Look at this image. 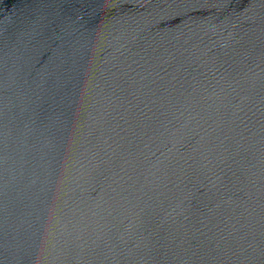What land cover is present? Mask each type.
<instances>
[{"label":"water","instance_id":"obj_1","mask_svg":"<svg viewBox=\"0 0 264 264\" xmlns=\"http://www.w3.org/2000/svg\"><path fill=\"white\" fill-rule=\"evenodd\" d=\"M0 264H264V0H0Z\"/></svg>","mask_w":264,"mask_h":264}]
</instances>
